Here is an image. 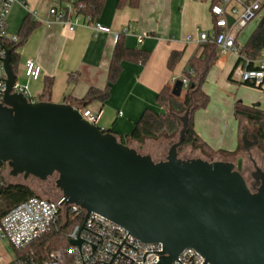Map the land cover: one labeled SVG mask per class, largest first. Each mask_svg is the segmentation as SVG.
<instances>
[{
  "label": "water",
  "instance_id": "water-1",
  "mask_svg": "<svg viewBox=\"0 0 264 264\" xmlns=\"http://www.w3.org/2000/svg\"><path fill=\"white\" fill-rule=\"evenodd\" d=\"M12 52L0 104V168L41 180L58 174L62 203L100 213L144 242H161V264H171L188 247L212 264H264V185L252 192L232 161L180 157L190 107L180 116L179 140L156 161L86 120L71 103L12 93ZM182 91L177 79L173 94Z\"/></svg>",
  "mask_w": 264,
  "mask_h": 264
},
{
  "label": "crops",
  "instance_id": "crops-1",
  "mask_svg": "<svg viewBox=\"0 0 264 264\" xmlns=\"http://www.w3.org/2000/svg\"><path fill=\"white\" fill-rule=\"evenodd\" d=\"M57 1L60 4L66 2L17 0L12 6L8 19L10 33L21 35L23 23L28 17L37 22L28 39L15 49L19 56V67L29 58L42 66L41 77L38 80L26 78L24 84L35 95V101L47 100L41 96L46 84L53 81L48 100L59 103L66 102V95L82 98L91 87L105 88L117 45L115 38L119 34V39L129 49L122 61V72L112 84L109 99L104 103L93 101L88 106L103 107L99 124L121 136L127 143L126 136L131 134L144 110H161L157 96L163 87L166 84L173 85L175 80L182 78L185 71L190 69L191 57L202 53L197 31L209 30L211 27V1L141 0L138 8L129 5L119 8L118 0H106L101 13L94 20L110 27V32L96 31L93 24L87 21V14L80 9L73 16L80 15L81 24L75 30H69L67 25L56 21L50 14V8ZM92 1L81 0V4L84 6ZM232 6L239 9L237 3ZM263 12L257 16V23ZM188 35L193 36V39L187 40ZM132 49L150 52L149 58L145 62L137 59ZM173 51H180L182 55L172 70L168 62ZM234 55L237 57L234 64L231 59L225 63L219 58L214 64H222V74L228 72L229 80L235 76V66L239 59L238 55ZM234 69L230 79L229 75ZM257 103L260 102L251 105ZM259 107L264 110L261 103ZM195 129L206 142H210L198 126L195 125ZM238 145L239 142L236 144L233 141L225 147L223 142L220 147L231 152Z\"/></svg>",
  "mask_w": 264,
  "mask_h": 264
},
{
  "label": "built area",
  "instance_id": "built-area-1",
  "mask_svg": "<svg viewBox=\"0 0 264 264\" xmlns=\"http://www.w3.org/2000/svg\"><path fill=\"white\" fill-rule=\"evenodd\" d=\"M17 0H0V104L4 103L8 90L9 74L6 67V57L9 49H16L21 37L8 31V19L12 6ZM233 3L242 5L243 13L235 18L239 12ZM83 5L81 0H66L64 4L58 1L50 8L51 16L58 22L64 23L73 31L81 24L80 15L73 16L74 12ZM264 11V0H220L211 6L213 15L212 30L198 29L197 41L199 44L213 43L219 52H232L242 57V65L236 70L242 82H249L256 86L264 85V50L250 68V60L241 54L242 46L238 41L235 27H244L257 18ZM36 15V12H33ZM229 17H233L231 23ZM89 23L96 31L110 32L111 28L95 21L91 15H86ZM120 35H116L118 41ZM193 36L188 35L187 40ZM142 38H140V41ZM12 52V54H13ZM25 77L29 80H38L42 75V66L33 58L25 61ZM16 72V71H15ZM190 73H194L189 69ZM236 72V71H235ZM183 90L189 88L190 79L187 75L182 78ZM176 81V80H175ZM174 81V82H175ZM12 93H22L30 101L28 86L21 83L18 72ZM82 116L89 122L99 126L103 115V107L93 108L86 106L79 108ZM104 130L105 128L102 127ZM5 180L0 176V185ZM62 197L58 200L34 196L0 216V245L6 240L15 249L13 259L8 264H161L164 246L159 243H147L135 237L126 227L112 221L104 215L91 212L78 204H64ZM79 221L67 233L70 246L65 249H55L39 254L31 248L47 232L59 230L60 222L64 219ZM72 240L78 243L73 244ZM5 258L0 254V261ZM171 264H212L203 254L192 247L185 248Z\"/></svg>",
  "mask_w": 264,
  "mask_h": 264
},
{
  "label": "trees",
  "instance_id": "trees-1",
  "mask_svg": "<svg viewBox=\"0 0 264 264\" xmlns=\"http://www.w3.org/2000/svg\"><path fill=\"white\" fill-rule=\"evenodd\" d=\"M82 1L84 2V0ZM105 1L106 0H93L90 3H85L84 6L80 8V10L87 15H91L93 19H96L101 13ZM210 1L212 6L214 3H218L220 0ZM140 2L141 0H118L117 6L119 8H123L129 5L133 8H138L140 6ZM36 26V21H31L29 17L26 18L22 26L20 35L21 41L19 44H23L28 39L30 33ZM200 48L203 49L202 53L200 55L197 53L194 54L189 61L190 69H192L194 73H190L189 69L185 71V75H187L190 79V85L189 88L185 90L184 95L176 96L173 94L174 84H166L157 96V101L161 106V110L156 111L150 108L144 110L139 120L135 123V127L131 134L126 136L128 145L136 148V143L143 144L148 139L157 140L162 137L172 139L177 135L180 136V130L182 128L180 116L184 115L189 107L191 109L190 125L183 145H191L194 149L200 150L206 154V156L211 157L212 160L215 157L214 154L217 152H221L229 156L238 154V152L242 149V136L244 133L243 124L245 120L250 124L258 126L259 137L264 142V110L256 104H245L241 99L235 101L234 103V116L239 123L240 131L239 145L235 151L230 152L226 150H214L210 144L198 134L195 129L194 114L196 110L207 107L210 102V96L205 92L203 86L206 82L210 68L217 62L220 56L218 47L213 43H203L200 45ZM132 50L134 51L136 58L141 59L143 62L147 61L149 58L150 52L141 49ZM262 50H264V12L255 29L241 49V54L251 61L249 64L250 68L254 67V62L260 57ZM128 51L129 49L123 44V41L119 39L114 49L113 57L109 67L108 83L105 88L91 87L82 98L66 95L64 100L67 103L77 106L78 108L86 107L93 101H100L101 103L106 102L110 97L112 84L118 80L120 73L122 72V61ZM181 55L182 54L180 51L172 52L168 62L170 69L173 70L176 67L180 61ZM240 61L242 62L244 59L239 57L235 69L238 67ZM12 64L14 70L18 72L19 56L15 51L12 54ZM235 69L229 75L230 79L232 78ZM244 84L263 88L262 85L256 86L255 84L249 82H245ZM52 85L53 81H49L46 84L41 96L42 98L46 97L47 100L49 99L52 91ZM119 137L122 138L121 136ZM150 154L152 155V153ZM4 168L10 169V167L5 165L0 168V176L5 180V183L0 185V216L4 215L12 208L18 206L29 198L38 196L35 190L24 182H12L11 180L8 182V177L3 173ZM51 178H55L56 183L58 174H55L48 179ZM78 221L79 219H64L60 222L59 230L47 232L37 241L33 242L31 244V248H35L37 250L35 257H41L39 254L43 250L46 252L55 249H67L70 244L66 235L74 228Z\"/></svg>",
  "mask_w": 264,
  "mask_h": 264
},
{
  "label": "rangeland",
  "instance_id": "rangeland-1",
  "mask_svg": "<svg viewBox=\"0 0 264 264\" xmlns=\"http://www.w3.org/2000/svg\"><path fill=\"white\" fill-rule=\"evenodd\" d=\"M243 10V6L239 5V12L235 14V18H238L243 13ZM210 23L211 27L209 30H212L214 23L213 17L211 18ZM256 24L257 18L250 21L244 27H235L234 31L238 34V41L242 45L246 43L249 36L255 29ZM219 55V59L225 61V63L231 59L234 64L237 60V57L232 52H219ZM222 70V64L213 65L210 68L206 82L203 86L205 92L210 96V102L207 107L196 110L194 114L195 125L204 132V135L209 137L210 142L208 143L214 150L217 151L224 150L222 147H220L223 142L226 145L225 147H227L230 142L234 141L236 144H238L240 140L239 123L234 116L235 101L241 99L245 104L248 105H251V103L260 102L261 106L264 108V88L261 89L240 82L241 78L238 74L239 70H236L233 80L228 79V72L226 74H222ZM18 76L20 82L24 83L26 77L25 65L23 63L18 68ZM184 93L185 90L182 91L181 95H184ZM30 97L34 99L35 95L30 93ZM243 125V129L249 130V132H255L258 130V126L250 124L246 120L244 121ZM99 126L101 125L99 124ZM178 140L179 135L172 139L162 137L157 140L148 139L143 144L136 143L135 146L141 153H152L155 160H160L165 159L172 143ZM241 153L242 149L234 156L217 152L214 154L215 157L213 160L235 159ZM179 155L185 159L201 157L207 160H212L211 157L206 156V154L200 150L194 149L191 145H182L179 148ZM3 173L8 177V182L10 180L12 182H24L31 186L38 196H42L43 198L58 200L63 195V192L56 186L55 178L41 180L35 176H29L28 178H24L23 175L12 176L10 174V169L8 168H4ZM0 254H2L5 258L3 261H0V264H8L14 257L15 249L6 240L0 245Z\"/></svg>",
  "mask_w": 264,
  "mask_h": 264
},
{
  "label": "flooded vegetation",
  "instance_id": "flooded-vegetation-1",
  "mask_svg": "<svg viewBox=\"0 0 264 264\" xmlns=\"http://www.w3.org/2000/svg\"><path fill=\"white\" fill-rule=\"evenodd\" d=\"M246 132L247 136L242 137V153L237 158L228 160L235 163L251 191L258 192L264 185V142L260 139L258 130Z\"/></svg>",
  "mask_w": 264,
  "mask_h": 264
}]
</instances>
